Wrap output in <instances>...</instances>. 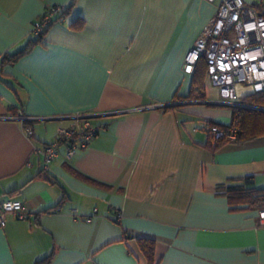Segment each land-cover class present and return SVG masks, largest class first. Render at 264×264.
I'll use <instances>...</instances> for the list:
<instances>
[{"label": "crops", "instance_id": "crops-1", "mask_svg": "<svg viewBox=\"0 0 264 264\" xmlns=\"http://www.w3.org/2000/svg\"><path fill=\"white\" fill-rule=\"evenodd\" d=\"M219 3L0 0V63L36 38L48 7L71 9L0 66V200L30 210L0 229V264H149L139 239L155 242V264H264L259 209H233L217 190L247 177L264 189V136L214 149L206 123L230 125L232 109L205 103L217 90L185 73ZM78 113L104 115L99 135L49 168L41 151L68 121L10 119Z\"/></svg>", "mask_w": 264, "mask_h": 264}, {"label": "built area", "instance_id": "built-area-1", "mask_svg": "<svg viewBox=\"0 0 264 264\" xmlns=\"http://www.w3.org/2000/svg\"><path fill=\"white\" fill-rule=\"evenodd\" d=\"M214 3L217 0H207ZM216 11L201 32L185 58V73L194 74L198 63L205 59L208 79L217 90L219 98L205 100V103L227 107H246L240 102L237 87L245 85L254 94H264V11L245 0H219ZM60 6H50L34 24L33 34L40 35L48 30L62 14ZM112 112L104 115H115ZM103 114L78 113L50 118L25 117L22 114L10 119L22 123L32 121L60 120L68 125L60 128L55 141L47 144L41 151L46 168L58 156L60 149L65 150V158L71 161L78 152L88 148L100 133L95 118ZM238 122L230 129L205 126V130L215 140L237 142L239 139ZM29 135L33 132L27 130ZM13 216L26 220L30 210L19 200H0V229L7 225ZM260 226L264 227V208L259 210Z\"/></svg>", "mask_w": 264, "mask_h": 264}, {"label": "trees", "instance_id": "trees-1", "mask_svg": "<svg viewBox=\"0 0 264 264\" xmlns=\"http://www.w3.org/2000/svg\"><path fill=\"white\" fill-rule=\"evenodd\" d=\"M70 10L71 9H67L63 11L62 14L56 20L61 19L63 16L68 14ZM53 24L51 25V27L53 26ZM48 30L42 32L40 35H35L36 38L30 40L23 50L17 52L14 55H7L6 57H4V59L0 63V66L7 63H15L20 58L27 55L35 45L41 42V39ZM207 75L208 71L206 61L205 59H201L197 65L194 79V85H196L198 89L201 90L204 88V80ZM262 96L263 97L257 100H255L252 96L246 97L244 99V103L264 105V95ZM189 98H192V96H190ZM231 109L232 121L230 125H222L215 122H207L206 125L217 126L223 130H228L236 122H238L239 139L237 142H228L226 140H215L214 138H212V146L214 149H217L226 143H240L264 136V112L249 110L241 107H231ZM28 124L29 122H26L24 125ZM217 190L220 195L227 197L229 204L233 209H238L239 206L243 205H248V207L250 208H257L259 210L264 208V189H258L255 187V181L253 177H247L241 183H235L229 186L221 185L217 188ZM139 244L148 260V263L155 264V242L150 239H139ZM49 259L50 258L41 260L37 264L47 263Z\"/></svg>", "mask_w": 264, "mask_h": 264}, {"label": "rangeland", "instance_id": "rangeland-1", "mask_svg": "<svg viewBox=\"0 0 264 264\" xmlns=\"http://www.w3.org/2000/svg\"><path fill=\"white\" fill-rule=\"evenodd\" d=\"M252 89L245 86V85H239L237 87V92H238V97L239 99L242 100V98L248 93V92H251ZM219 98V95H218V92L214 95V99H218ZM236 124V123H235ZM234 126V125H233ZM238 127V126H237Z\"/></svg>", "mask_w": 264, "mask_h": 264}]
</instances>
